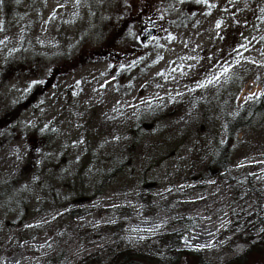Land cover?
<instances>
[{
	"label": "rangeland",
	"instance_id": "374dc122",
	"mask_svg": "<svg viewBox=\"0 0 264 264\" xmlns=\"http://www.w3.org/2000/svg\"><path fill=\"white\" fill-rule=\"evenodd\" d=\"M209 3H0V264H105L117 246L164 262L171 233L224 264L244 228L262 242L244 264H264V0ZM192 116L215 125L176 129Z\"/></svg>",
	"mask_w": 264,
	"mask_h": 264
},
{
	"label": "trees",
	"instance_id": "16d2710c",
	"mask_svg": "<svg viewBox=\"0 0 264 264\" xmlns=\"http://www.w3.org/2000/svg\"><path fill=\"white\" fill-rule=\"evenodd\" d=\"M192 5L193 4L188 5V7ZM11 67H12V73L19 72V70L15 69L13 66ZM2 70H3L2 73L3 81H7L8 80L7 70L6 68H3ZM249 121L250 119H246V117L244 116V112H241L231 122H228L226 124V131L228 132L227 135L228 143L226 146H222L218 148L219 156H218V161L215 163V165L218 166V170L225 171L229 167V162H228V157L230 155L229 146L232 140L234 139V135L236 131L241 127L247 126ZM207 123L208 125L214 127L215 120L207 119V118H203L201 120L198 118V116H192L190 117V119L189 118L184 119L183 121L178 123L176 125L177 127L176 129L178 131H182V129H185L188 126L206 128ZM256 193L259 199L261 193L260 191L259 192L256 191ZM79 214L80 213L74 215V217H77ZM251 219H247V222L250 221ZM258 219H259L258 227L261 230V233L264 234V219L262 217V214L258 215ZM238 231L240 230L236 229L231 231L232 233L235 234L234 237L235 242L246 244L247 248L239 255H236L231 259L227 260L224 264H244L245 262H247L248 258H251L250 256H252L253 254H257V252L262 247V242L259 240H255L252 231H249L247 228H244L241 232ZM181 236L182 235H179L177 233H171V234H164L163 236L160 237L161 240L165 239L168 242L173 243L171 246L167 245V255H166V260L164 262L153 256L143 255L141 253L135 252L132 249L121 248L117 246L114 249L107 248L108 252L105 257L106 258L105 264H179L181 259H189L191 257H193L196 260V264H208L205 261H203L202 255H196L194 253H189L180 250L179 240ZM95 257L96 255L90 254L81 261V264H101L102 262L101 259Z\"/></svg>",
	"mask_w": 264,
	"mask_h": 264
},
{
	"label": "snow or ice",
	"instance_id": "6c2138e0",
	"mask_svg": "<svg viewBox=\"0 0 264 264\" xmlns=\"http://www.w3.org/2000/svg\"><path fill=\"white\" fill-rule=\"evenodd\" d=\"M180 3H185V0H179ZM229 2H233V0H229ZM0 3H3V0H0ZM75 5L78 7L81 4V0H74ZM195 3L197 4H202L205 5L207 8L211 9L213 7H216V5L209 3V0H195ZM60 7H64V5H60ZM262 11H264V9H262ZM208 15H211V12L207 13ZM52 19L55 18V13H53V16L51 17ZM217 28L220 27V23L218 22L216 25ZM0 30H2V28H0ZM169 39H173L172 37H169ZM264 39V38H262ZM242 47H244L242 45ZM238 51V50H237ZM250 63H255V61H249ZM237 63H239V60H237ZM260 66H264V65H260ZM231 69L228 66H222V71L220 72L219 75H216L215 73H213V75L208 78L206 81L201 82L199 84V87L201 88H206L208 85H211L217 81H219L221 79V77H225L227 79H231V77L229 76ZM261 95H264V93H261ZM246 100L252 99V96L246 97Z\"/></svg>",
	"mask_w": 264,
	"mask_h": 264
},
{
	"label": "water",
	"instance_id": "95a60500",
	"mask_svg": "<svg viewBox=\"0 0 264 264\" xmlns=\"http://www.w3.org/2000/svg\"><path fill=\"white\" fill-rule=\"evenodd\" d=\"M155 24L154 21H148L147 25H148V29L145 32V36L146 38L144 39V43H146L154 34V30L152 28V26Z\"/></svg>",
	"mask_w": 264,
	"mask_h": 264
},
{
	"label": "flooded vegetation",
	"instance_id": "af4514ba",
	"mask_svg": "<svg viewBox=\"0 0 264 264\" xmlns=\"http://www.w3.org/2000/svg\"><path fill=\"white\" fill-rule=\"evenodd\" d=\"M141 29H143V30H144L143 34H145V32H146V28H145V26H144V25L141 27Z\"/></svg>",
	"mask_w": 264,
	"mask_h": 264
}]
</instances>
